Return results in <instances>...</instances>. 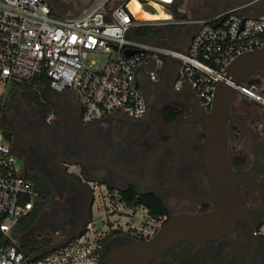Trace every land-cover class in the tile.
I'll return each mask as SVG.
<instances>
[{
	"label": "built area",
	"instance_id": "obj_1",
	"mask_svg": "<svg viewBox=\"0 0 264 264\" xmlns=\"http://www.w3.org/2000/svg\"><path fill=\"white\" fill-rule=\"evenodd\" d=\"M97 0L77 15L52 14L47 0H0V85L22 84L70 93L80 105L82 121L91 123L109 115L139 119L149 109L146 90L169 77L174 92L189 82L209 110L217 83L238 55L264 47V19L245 12L247 5L229 8L196 20L198 30L185 50L161 46L136 37V27L150 24L137 19L127 3ZM129 1V0H128ZM141 7L150 0H139ZM172 4V0H152ZM149 21V20H146ZM133 50L128 55L126 51ZM103 54L105 59H100ZM153 69H149L150 59ZM45 80L40 85L32 79ZM168 83V82H167ZM233 84V83H232ZM237 93L264 106L258 83L233 84ZM0 92V264H102L104 242L110 229L99 196H117V190L90 182L94 190L93 214L78 235L65 241L53 235L52 245L24 249L16 228L34 208L39 190L23 169L2 127ZM122 206H127L124 201ZM128 207V206H127ZM147 220L128 226L133 238L154 236L166 215H154L144 206ZM113 227V226H112ZM264 234V221L260 231Z\"/></svg>",
	"mask_w": 264,
	"mask_h": 264
},
{
	"label": "flooded vegetation",
	"instance_id": "obj_2",
	"mask_svg": "<svg viewBox=\"0 0 264 264\" xmlns=\"http://www.w3.org/2000/svg\"><path fill=\"white\" fill-rule=\"evenodd\" d=\"M247 8L251 16H256L264 11V0ZM166 86L147 88L149 109L139 119L114 114L84 123L75 103L65 107L43 90L32 92L28 103L15 111L2 112L5 137L14 145L24 171L36 185L47 184L54 191L56 207L51 223L57 228V240L63 241L79 232L93 214L95 196L90 182L108 188L113 186L118 192L130 187H135L139 194L153 192L169 211L166 221L180 213H195L198 207L203 212V205L210 203L192 200L172 179V165L180 148L177 177L193 194L209 191L203 161L205 125L197 113L196 100L191 92H174L172 83ZM155 92L183 98L179 102L185 108L182 117L167 122L161 111L155 113L152 97ZM38 96L46 99L45 106L38 103ZM240 122L248 141L255 142L250 155L242 151L249 164L245 161L234 170L244 181L240 194L257 226L256 247L249 254L253 236L248 225L239 222L218 239L198 244L179 242L149 264H264V234L259 232L264 221V136H260V132L249 134L245 120ZM68 123L75 125L73 132L68 130ZM76 161L79 163H69ZM160 195L174 202L177 211H172ZM113 199L123 201L120 194ZM257 215L263 217L259 219ZM139 240L112 227L104 242L103 260L116 247Z\"/></svg>",
	"mask_w": 264,
	"mask_h": 264
},
{
	"label": "water",
	"instance_id": "obj_3",
	"mask_svg": "<svg viewBox=\"0 0 264 264\" xmlns=\"http://www.w3.org/2000/svg\"><path fill=\"white\" fill-rule=\"evenodd\" d=\"M259 1L262 0H251L245 5L248 6ZM142 8L150 12L157 11L152 3H144ZM175 9L183 14V5ZM168 13L170 17H173L172 11ZM255 17L264 19V11ZM126 53L130 55L134 51L128 50ZM154 63V59L151 58L149 69H153ZM251 70H264V47L242 53L227 65L224 70V78L216 85L214 98L208 111H206L196 89L189 82L181 90L182 93L191 92L193 94L197 104V113L205 125L203 161L209 182V191L193 194L187 184L177 177L176 170L180 158V148L172 165V179L183 187L187 196L192 200L208 201L213 205V209L201 213L185 212L173 215L164 222L154 236L146 240L128 241L116 247L105 257L102 264H149L164 250L179 242L198 244L212 241L233 230L239 222H245L248 225L253 236L249 254L254 250L259 239L257 226L253 215L246 209L240 194V185L244 181L237 177L228 153L231 99L236 92L233 84L239 83L243 74ZM12 151L17 157H20L13 144ZM153 159L154 157L149 165V171ZM69 163L75 165L79 162ZM76 235L78 232L67 240ZM65 241L53 247L60 246Z\"/></svg>",
	"mask_w": 264,
	"mask_h": 264
},
{
	"label": "rangeland",
	"instance_id": "obj_4",
	"mask_svg": "<svg viewBox=\"0 0 264 264\" xmlns=\"http://www.w3.org/2000/svg\"><path fill=\"white\" fill-rule=\"evenodd\" d=\"M54 1L67 8L68 11L66 15H73L77 10L81 8H83L84 10L86 8L91 7L97 0H54ZM120 3H127L128 7L131 8L137 19L155 25L159 30L163 31L165 34L168 35V37H170V39L167 38L169 39L167 40L166 37L162 35L161 36L151 35L148 37L150 41L162 45H172L174 46V48L182 49V50L183 49L185 50L188 47L190 39L199 28V25L195 22L196 20L213 16L216 13L223 11L224 9L226 10L229 8L238 7V6H232L228 8H220V6L217 5L218 3H215L214 0H184L183 6L185 8H187L188 6L186 10H182V11H186L185 14L183 13L185 15L184 16L185 19L178 20L176 19L174 14L173 17H170L168 13L172 10L171 5L159 1V4L162 6L163 12L166 13L168 16L166 18H158L157 20L146 21L145 19H143L144 16L146 15V12L141 8L142 3H140L139 0H129V1L114 0L112 2V4H120ZM192 4L195 6L200 5L201 7H199L198 10H193L191 7ZM248 13L250 12L248 11ZM97 57H99L100 59H105L103 54ZM251 79L259 80L258 81L259 88L261 92L264 94V70H251L244 73L243 76L241 77V81L244 83H247ZM169 80H170L169 77L163 79L161 81V86H166ZM156 87L158 86H155V88ZM10 90H11L10 88H5L2 85H0V92L3 91L4 92L3 97L8 98L9 109H11L12 111L13 110L15 111L16 108H20L21 106L25 105V103H28L29 96L33 94L32 92L35 93V90L32 87L26 86L25 84H22L16 88L14 87L11 94H10ZM164 93L155 92L156 95L154 94L152 96L154 97L153 102H154V107L156 109V110L154 109L156 111L155 113L160 112L162 107L166 104V102L175 103V102L183 101V98L172 95H168L164 100V95H165ZM50 98L52 100H57L59 103L61 101L63 103V106L69 104L66 101V99H64L61 96L56 97L52 95L50 96ZM231 109L233 116H231L228 123V153L232 162V159L235 156L243 157L244 156L243 152L245 153L249 152L250 155L251 150L255 145V142L248 141L249 137L247 134L243 132L240 121L245 120V124H246L245 128L249 134L253 132L254 135H256L258 132H260L261 133V134L259 133L260 136H264V106L253 102L246 103L244 100H241L240 95H238V93L235 92L231 99ZM35 110H38V108ZM258 117H261V119H258ZM66 125L68 130L72 132L76 129L75 125L71 123H68ZM241 147H243V149ZM243 158H244V162L246 161V164L248 165L249 164L248 158L245 156ZM232 166L233 168L235 166H237L236 168H239V165H235L233 162H232ZM161 197L165 199L164 200L165 203L169 206V208H171L172 211H177V206L174 202L168 200L164 196ZM113 198L114 196L109 197V194L106 195L104 193L103 196H99L98 198L99 203L103 206L105 212V213L102 212V215L103 216L106 215L108 226L110 229L113 226L114 228H118L119 230L125 231L127 230L128 226L135 225L139 227L142 221L147 220L143 208L136 209L132 207L122 206L121 201L114 202L115 200ZM55 207H56L55 203H52L51 205L47 206L44 209L43 213L38 218V220L36 221L35 225L29 231H27L24 234V236H40V237L46 236L52 238L53 235L55 234V230H57L55 225L51 223V219L55 217L54 214ZM199 210L200 209L198 207V211L195 213L202 212ZM93 216L94 218H99L100 216L99 211L96 207L93 208ZM256 217L260 219L263 216L257 215Z\"/></svg>",
	"mask_w": 264,
	"mask_h": 264
},
{
	"label": "trees",
	"instance_id": "obj_5",
	"mask_svg": "<svg viewBox=\"0 0 264 264\" xmlns=\"http://www.w3.org/2000/svg\"><path fill=\"white\" fill-rule=\"evenodd\" d=\"M51 7V11L53 15H56L58 17H66L70 15H66L67 13V8L64 6L60 5L59 3H56L54 0H47ZM183 4V0H172L171 4V11L173 12L174 16L178 20L185 19L183 15H181L177 10L175 9L178 6H181ZM83 8L77 10L73 15H77L80 12H82ZM71 15V16H73ZM171 28V27H170ZM134 35L136 37H139L142 40L145 41H150L148 39L149 36H164L170 39L167 34H165L163 31L159 30L155 25L152 24H147L143 26H139L134 28L133 30ZM165 34V35H163ZM164 39V38H163ZM167 39V40H169ZM152 42V41H150ZM158 44V43H156ZM161 46H167V47H173L172 45H162L158 44ZM177 49V48H175ZM182 50V49H178ZM184 50V49H183ZM34 82L39 83L40 85L45 83V80L35 77L32 79ZM259 80L257 79H251L250 81L247 82V84H252V83H258ZM169 84V82H168ZM167 87V86H164ZM16 88V87H15ZM10 94L13 90V88H10ZM158 89V87H156ZM36 91V90H35ZM37 92V91H36ZM163 93V92H162ZM157 94V93H156ZM155 94V95H156ZM164 100L168 96V94L164 93ZM39 96L37 97V101L40 105L45 106V100L38 99ZM181 103L175 102V103H167L162 107L161 109V114L162 117L165 121L167 122H172L175 120H178L179 118L182 117V115L185 113V108L180 105ZM9 109V102L7 97H3V103L1 106V111H6ZM232 162L235 165H241L244 162V158L242 156H235L232 159ZM36 189L39 190V198L32 209V211L25 217L21 218L20 222L17 225L16 228V235L18 237L21 236V243L24 249H33L35 247L41 248L42 246H50L52 245V242H54L53 238L51 237H46V236H24V234L29 231L36 223L40 215L43 213L44 209L54 203L55 195L53 189L47 185V184H41V185H35ZM110 191H114V188L111 186L109 187ZM119 194L121 195V199L126 203L128 207L135 208L137 206H144L146 207L151 214L154 215H166L167 217L169 216V211L167 207L164 205L162 200L153 192H144L139 194V192L136 191L135 187H130L129 189L125 190H120ZM210 203L204 204V212L210 211Z\"/></svg>",
	"mask_w": 264,
	"mask_h": 264
},
{
	"label": "crops",
	"instance_id": "obj_6",
	"mask_svg": "<svg viewBox=\"0 0 264 264\" xmlns=\"http://www.w3.org/2000/svg\"><path fill=\"white\" fill-rule=\"evenodd\" d=\"M249 1H251V0H214L215 3H218L217 5H219L220 8H228V7H232V6H242V5H245ZM201 2H203V1H201ZM183 4H184V0H183ZM191 7H192L193 10H198V8L201 7V6L200 5L195 6V5L192 4ZM247 7L245 8V12L248 13V8ZM187 8H188V6H187ZM187 8L184 7V10H186ZM185 12L186 11H183L182 13L185 14ZM184 14H181V15L185 16ZM191 39H190V41H191ZM190 41H189V43H190ZM42 90L44 92L46 91V93H48L49 97L54 95V96H59V97L61 96L64 99H66V101L69 104H67L65 107H69L70 103H75L78 106V108L81 110L79 103L77 102V100L75 99V97L72 94H70V93H55V92H52V91L48 90L47 88H42ZM238 95H240L241 100H244L246 103L253 102V101L249 100L248 98H246L244 95H242L240 93H238ZM253 103H255V102H253ZM87 180L88 181H95V180H91V179H87ZM111 187H113V186H111Z\"/></svg>",
	"mask_w": 264,
	"mask_h": 264
},
{
	"label": "bare ground",
	"instance_id": "obj_7",
	"mask_svg": "<svg viewBox=\"0 0 264 264\" xmlns=\"http://www.w3.org/2000/svg\"><path fill=\"white\" fill-rule=\"evenodd\" d=\"M165 1H170V0H165ZM149 3L154 4L159 12L158 11L150 12V11L141 7L146 12V15L144 16L143 19H145V20H157L158 18H166L168 16L166 13L163 12L162 6L158 2L150 0Z\"/></svg>",
	"mask_w": 264,
	"mask_h": 264
}]
</instances>
